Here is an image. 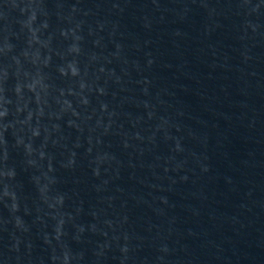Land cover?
<instances>
[{"label":"water","instance_id":"obj_1","mask_svg":"<svg viewBox=\"0 0 264 264\" xmlns=\"http://www.w3.org/2000/svg\"><path fill=\"white\" fill-rule=\"evenodd\" d=\"M0 264H264V0H0Z\"/></svg>","mask_w":264,"mask_h":264}]
</instances>
